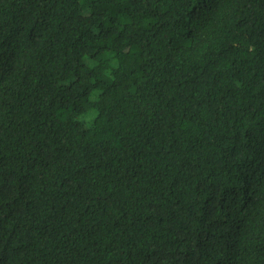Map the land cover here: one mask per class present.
<instances>
[{"label": "trees", "instance_id": "1", "mask_svg": "<svg viewBox=\"0 0 264 264\" xmlns=\"http://www.w3.org/2000/svg\"><path fill=\"white\" fill-rule=\"evenodd\" d=\"M0 264H264V0H0Z\"/></svg>", "mask_w": 264, "mask_h": 264}]
</instances>
